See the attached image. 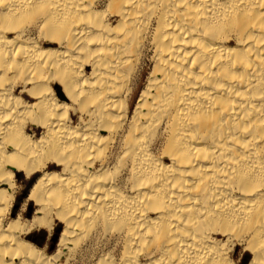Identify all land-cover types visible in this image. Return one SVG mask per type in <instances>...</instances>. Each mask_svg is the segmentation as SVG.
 <instances>
[{
    "label": "bare ground",
    "instance_id": "6f19581e",
    "mask_svg": "<svg viewBox=\"0 0 264 264\" xmlns=\"http://www.w3.org/2000/svg\"><path fill=\"white\" fill-rule=\"evenodd\" d=\"M237 248L264 264V0H0V264Z\"/></svg>",
    "mask_w": 264,
    "mask_h": 264
},
{
    "label": "rangeland",
    "instance_id": "374dc122",
    "mask_svg": "<svg viewBox=\"0 0 264 264\" xmlns=\"http://www.w3.org/2000/svg\"><path fill=\"white\" fill-rule=\"evenodd\" d=\"M148 66L147 64L144 66V71L142 73L141 76V80L140 83L143 84L144 80L147 76L148 73ZM57 92L59 94V96L63 97L65 99L66 102H68V100L66 99L63 90L60 86H57ZM138 94V92H137ZM40 131H38L39 133ZM17 180V178H16ZM34 181V178L30 181L27 182L24 180V177L22 174H20L18 176V180H17V193L15 195V200L13 202L12 205V209H11V213L15 216L20 209H23L26 214H25V219L29 220L32 217L33 211H34V206L33 203H28L27 207L25 206L26 204V198L29 192V189L32 185ZM58 225L61 226V224L58 223ZM58 227L57 229H55V231L49 235V233L47 232V230L45 229H39V230H33L32 232H30L28 234V240L31 241L33 244H35L37 247L39 248H46L48 253H52L55 248H56V244L58 241V237H59V233L61 231V227ZM247 253V252H246ZM245 252H241V248H237L234 254L235 259L240 260V262L242 264H247L249 259H250V255L246 254ZM243 257V258H242Z\"/></svg>",
    "mask_w": 264,
    "mask_h": 264
}]
</instances>
